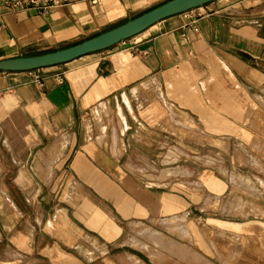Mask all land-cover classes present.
Segmentation results:
<instances>
[{"label": "crops", "instance_id": "1", "mask_svg": "<svg viewBox=\"0 0 264 264\" xmlns=\"http://www.w3.org/2000/svg\"><path fill=\"white\" fill-rule=\"evenodd\" d=\"M6 1L0 59L75 43L156 0H78L46 12ZM253 101L264 107V0H211L65 62L0 70V240L7 253L19 264H171L159 262L171 251L187 257L177 249L184 244L205 264L213 255L201 234L206 221L225 233L246 230L245 222L208 215L171 181L152 178L159 170L148 168L146 177L138 167L164 157L196 162L207 140L256 126ZM251 137L248 145L258 142ZM167 145L180 150L166 155ZM204 168L196 170L204 189L230 194L232 186ZM183 214L185 239L195 247L165 219Z\"/></svg>", "mask_w": 264, "mask_h": 264}, {"label": "rangeland", "instance_id": "2", "mask_svg": "<svg viewBox=\"0 0 264 264\" xmlns=\"http://www.w3.org/2000/svg\"><path fill=\"white\" fill-rule=\"evenodd\" d=\"M161 1L163 0L153 1L146 7L142 8L141 11ZM254 98L255 100L259 99L257 96ZM256 101H253L254 113L257 115L259 120L258 122L252 121L256 126H253L252 129H246L247 131H244V128L235 126L234 129L229 132L233 133L230 134V139H210L209 142L207 140V142L203 145V150L198 152L199 155L196 162L193 161V158H191L190 155L187 157L185 156L181 160L173 159L174 161L172 160V162L169 159H164V157L162 159L163 164H160L159 162L161 161L157 160L158 165L155 166L151 165L152 163L149 164V161L146 159H142V164H139L138 167V174L142 176L146 175V172L149 170L155 171L154 168L158 171L161 167L169 165H183L187 167L189 170L186 168H178L176 171L172 170L173 172L168 173L171 175L176 173L178 174L180 172L179 174H184L183 176L176 175L164 179L156 177L152 178L162 184H167V181H171L169 187L187 193L190 196V199H197L200 204V208L204 209V211H206L210 216H213L215 213L216 215L223 216L226 219H234L231 221V225L237 224L238 227L240 226V220L245 222L243 225H246V230L234 229L225 233V229H220L214 226L212 222L206 221L207 227L202 226L204 227V230H201V234L206 241L204 246L206 252L211 254L213 253V255L207 258L205 257V264H209L208 261L211 264H264V107ZM172 117L174 121H176V117L173 115ZM250 131L252 133H250ZM251 136H253L254 139L258 138V145H260L261 148L257 147L255 149L252 148L250 144L248 145V141L252 139ZM239 141L246 144L240 145L241 149H237L238 146L235 147V144ZM167 146H169V151L166 155H169V152L172 153V151L177 148L175 145ZM203 153L204 155H202ZM212 154L220 160L215 161L217 158H206ZM185 158L189 159L185 160ZM192 163L197 165L196 170H201L205 167L204 169H208L215 175L220 176V178L224 181L225 188H228L230 184L232 186L230 194L227 193L222 196L204 189V186L199 178V172L191 168ZM131 165L132 164H130V167H132ZM146 177L150 176L146 175ZM239 199H241V201H238ZM252 202L254 203V206L258 207L255 209L254 213L249 210ZM184 216V214L180 216V219L184 218ZM167 221H171V219ZM255 226H259L260 229H255ZM173 232L175 233L181 231L173 227ZM176 235L179 234L176 233ZM179 236L182 237L181 235ZM162 237H164V235H162ZM182 238L186 243L188 242L187 244L191 247H195L194 244H197L193 238L190 241H187L184 237ZM173 242L174 244H177L176 241ZM7 250L4 240H0V264H19L20 258L13 257L14 254L12 255L11 253H7ZM4 255H7L8 258L6 259ZM11 257H13V259H11ZM142 258L146 259V257ZM200 260L198 257H185L177 251H171L167 253V256L163 257L162 262L159 263H166L167 261L171 264H176L179 261H184L186 264H201L199 262ZM127 263L132 264L129 261Z\"/></svg>", "mask_w": 264, "mask_h": 264}, {"label": "water", "instance_id": "3", "mask_svg": "<svg viewBox=\"0 0 264 264\" xmlns=\"http://www.w3.org/2000/svg\"><path fill=\"white\" fill-rule=\"evenodd\" d=\"M211 0H163L127 20L75 43L30 55L0 59V70H27L65 62L109 47L167 16L200 6Z\"/></svg>", "mask_w": 264, "mask_h": 264}, {"label": "bare ground", "instance_id": "4", "mask_svg": "<svg viewBox=\"0 0 264 264\" xmlns=\"http://www.w3.org/2000/svg\"><path fill=\"white\" fill-rule=\"evenodd\" d=\"M241 145V144H240ZM240 145H239V147H240ZM250 145H251V147L252 148H257V147H260L261 148V146L260 145H258V142L256 143V142H250ZM241 148V147H240ZM247 154V153H246ZM252 160H254L253 158H251ZM184 169V168H186V169H188L187 167H185V166H182V165H169V166H165V167H161L160 169H159V171H158V176H157V174H156V177H162V176H165V175H167L168 173H170V172H173V171H176V169ZM173 170V171H172ZM245 187H246V185H245ZM238 201H241V199H239ZM238 201L236 200V202L238 203ZM239 205H240V202H239ZM250 209V211L252 212V213H254L255 212V209L256 208H258L257 206H254V203L252 202L251 204H250V207H249ZM246 212H247V210H246ZM166 220L168 219H171V222H172V226L174 227V228H177V229H179V231H181L182 233H180L181 234V236H184V238H190V234H189V232H188V230L186 229V227L184 226V223H183V219L184 218H182V219H180V216L179 215H172V216H170V217H166L165 218ZM177 219H180V220H177ZM260 229V227L259 226H255V229ZM177 249H179V250H182V251H185L186 249V251H187V253H188V256H191V257H193L194 255H195V253L190 249V248H188V246H186V245H184V244H180V245H178L177 246ZM196 256V255H195ZM197 257V256H196ZM208 263L209 264H211L209 261H208Z\"/></svg>", "mask_w": 264, "mask_h": 264}, {"label": "built area", "instance_id": "5", "mask_svg": "<svg viewBox=\"0 0 264 264\" xmlns=\"http://www.w3.org/2000/svg\"><path fill=\"white\" fill-rule=\"evenodd\" d=\"M73 1L78 0H7V4L13 9H34L36 12H46L55 7L62 6L68 4ZM90 3H98L100 0H86ZM200 14L195 15V19H197ZM190 21L194 22L195 19L190 17ZM194 29H197L195 27Z\"/></svg>", "mask_w": 264, "mask_h": 264}, {"label": "trees", "instance_id": "6", "mask_svg": "<svg viewBox=\"0 0 264 264\" xmlns=\"http://www.w3.org/2000/svg\"><path fill=\"white\" fill-rule=\"evenodd\" d=\"M127 20V19H126Z\"/></svg>", "mask_w": 264, "mask_h": 264}]
</instances>
